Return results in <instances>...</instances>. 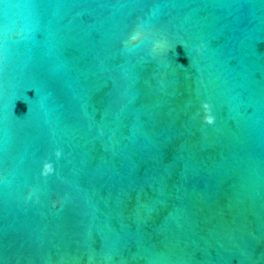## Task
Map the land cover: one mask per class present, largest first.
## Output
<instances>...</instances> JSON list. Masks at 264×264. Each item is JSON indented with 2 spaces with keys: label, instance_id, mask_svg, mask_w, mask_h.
<instances>
[{
  "label": "water",
  "instance_id": "95a60500",
  "mask_svg": "<svg viewBox=\"0 0 264 264\" xmlns=\"http://www.w3.org/2000/svg\"><path fill=\"white\" fill-rule=\"evenodd\" d=\"M0 264H264V0H0Z\"/></svg>",
  "mask_w": 264,
  "mask_h": 264
},
{
  "label": "clouds",
  "instance_id": "9594fccd",
  "mask_svg": "<svg viewBox=\"0 0 264 264\" xmlns=\"http://www.w3.org/2000/svg\"><path fill=\"white\" fill-rule=\"evenodd\" d=\"M145 38H146V34H145V32H144L142 29L137 28V29L131 31V32L128 34V36L126 37V39L124 40L123 43H124V45L127 47V46H129V45H135V44L142 43L143 40H144ZM162 44H163V41H162L161 39H154V40L152 41V46H153L154 49H155V48H159V47H161ZM203 47H204V45H203V42H202L200 45H197V46H196V50H197V51H200ZM203 103H204L205 107L208 106L207 102H203ZM208 122L211 123L212 120L209 119ZM61 154H62V150L57 149V150H56V156L59 157ZM52 170H53V169H52L51 164L45 162V163H44V169H43L44 174H48V173L51 172Z\"/></svg>",
  "mask_w": 264,
  "mask_h": 264
}]
</instances>
